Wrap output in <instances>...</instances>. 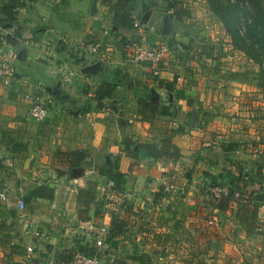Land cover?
Returning <instances> with one entry per match:
<instances>
[{"label": "crops", "instance_id": "0c3cea01", "mask_svg": "<svg viewBox=\"0 0 264 264\" xmlns=\"http://www.w3.org/2000/svg\"><path fill=\"white\" fill-rule=\"evenodd\" d=\"M0 1L20 4L12 22L0 23V37L25 52L11 86L0 80V195L9 201L0 203V264H73L59 260L61 251L85 245L90 252L100 242L109 245L101 264L123 258L129 264H264V234L247 236L234 217L242 204L236 203L233 215H222L213 201L207 202L200 181L201 176L204 184L221 179L211 174L221 171L209 169L212 161L221 166L236 161L224 171L235 176L254 168L241 152L249 141L264 149L262 93L242 77L229 79L225 70L213 75L212 63L202 69L198 53L204 43L197 37L202 32L188 34L190 21L173 16L176 8L189 9L185 0ZM119 1L130 5L133 27L114 29L113 8ZM161 39L174 56L154 76L148 64L133 59L130 46H153ZM179 45L184 54L175 50ZM66 72L75 73L71 82L62 80ZM223 78L227 81L220 82ZM104 83L115 90L100 103L96 90ZM25 93L54 99L48 118L35 128L28 123L33 119ZM147 94L160 115L141 114L138 100ZM218 133L228 136L223 147L206 146ZM10 135L25 149L9 151ZM162 138L179 147V161L155 159L144 149L137 157L127 151L133 142ZM75 149H84L91 164L69 172L65 159L55 154ZM110 157L120 158L124 190L105 196L109 204L93 215L94 192L85 199L86 193L74 187L83 178L105 185L99 167ZM47 159L49 170L39 171L40 176L35 168L50 163ZM40 177H49L48 183L32 181ZM164 183L177 189L165 192ZM40 185L52 188L53 197L33 195ZM90 186L92 191L97 185ZM98 192L102 196L109 190L104 186ZM20 197L26 201L23 210L17 207ZM115 218L125 222L126 231L110 242L108 229Z\"/></svg>", "mask_w": 264, "mask_h": 264}, {"label": "trees", "instance_id": "16d2710c", "mask_svg": "<svg viewBox=\"0 0 264 264\" xmlns=\"http://www.w3.org/2000/svg\"><path fill=\"white\" fill-rule=\"evenodd\" d=\"M211 11L223 24L226 31V35L231 38V44L233 48L245 53L249 60L255 62L259 69L252 74L250 81H254L256 87H258L264 94V0H208ZM1 3L0 11V23H7V21H13L14 10L19 7L18 1L14 3ZM130 5L124 1H119L114 5L113 12L115 24L114 29H118L119 26L133 27V19L130 16ZM187 12L184 8H176L173 12V16L178 21L186 16ZM6 17V19L2 17ZM2 20V21H1ZM237 74L235 78L238 79ZM244 80V79H243ZM245 81H249L245 80ZM114 86L109 84H101L96 90L99 102L107 97L109 93H113ZM139 109L143 116L146 118H152L160 115L161 111L156 103L152 102L151 95L147 94L143 98H139ZM263 120H264V106H263ZM264 141V140H263ZM174 141L169 138H162L158 143H144L136 144L135 142L127 145V151L137 157L142 149L153 153L155 159L165 158L174 162L179 161L182 157L179 147L173 143ZM24 144L11 139L7 149L11 152H19L25 149ZM137 146V150L135 148ZM57 157L65 159L69 172L74 169H78L85 165H90L91 162L87 161V153L84 149H75L68 151H57L55 154ZM120 158H111L103 163L99 167V173L107 181L113 182V189L117 191L124 190L123 174L119 170ZM1 170V164H0ZM207 176H210L206 172ZM245 174L242 172L239 175L228 173L227 176L221 179H215L210 184L216 185H230V189L233 192L237 188L247 189L254 183L259 184L258 189H254V192L246 190L245 193L250 192L252 198L250 202L242 204L238 210H236L234 217L238 220L241 229L245 231L247 236L257 234V226L261 222L260 218V204L264 203V173L261 171L255 172L250 176V180L246 181ZM248 179V178H247ZM115 185V186H114ZM234 189V190H233ZM54 191L48 185H40L34 190L33 195H40L44 198L53 197ZM218 211L226 216L234 214V207L238 203L237 198L233 195L223 197L219 202H215ZM240 204V203H238ZM126 231V224L121 219H114L108 229V241H112L119 237ZM96 248L90 250L85 248V254L95 255L97 254ZM75 248L65 249L59 254V260L62 263H70L75 255ZM114 264H129L127 258L116 259Z\"/></svg>", "mask_w": 264, "mask_h": 264}, {"label": "rangeland", "instance_id": "374dc122", "mask_svg": "<svg viewBox=\"0 0 264 264\" xmlns=\"http://www.w3.org/2000/svg\"><path fill=\"white\" fill-rule=\"evenodd\" d=\"M164 1H169V0H162V2H164ZM185 1L187 2V7L189 8V9L186 10L187 14L185 16L186 17L185 21L186 22L190 21L189 23L185 24V27H186V29L184 28L185 32H188V34H191V32H193L194 30H196V31L199 30L200 32H202L201 34H199L197 36V37H199V41L204 43V44H202V47H203L202 51H200L198 53V54H201V56H199V58H200V61H201L200 66L202 67V69H204L205 67H209L210 65L208 66V64L212 63L213 66L211 65L212 66L211 68L214 71L211 72V73L212 74L214 73L213 75L218 74V73L219 74H223L221 72L223 70H225L226 72H228V74H225V75L229 79L233 78L234 75L237 74L236 77L238 79L241 78V77L244 80H248L249 79L250 84L251 83L255 84L254 81H250V78H251L252 74H254L256 71H258L259 66L255 62L249 60L248 57L245 55V53L241 52L240 50L235 49V48L230 49L229 41H230V44H231V38L228 35L223 33L225 31V29L223 27V24L219 21V19L211 11V8H210L208 0H185ZM164 3H166V2H164ZM188 34L185 33V36H187ZM227 39L229 41H227ZM191 40H193V42H194L195 39H191ZM175 42L176 43L179 42L177 38H175ZM189 44L190 43H187V46ZM142 45H144V43H142ZM160 45L161 46L165 45V41L163 39L159 40L158 44H155L153 46H160ZM166 45H168V44L166 43ZM185 46H186V44H185ZM180 59H181V56H180ZM230 67L233 68V69H228L227 70V68H230ZM239 70H244V71L240 72ZM17 74H18V72H17ZM221 78H222V76L220 77V79ZM223 79L224 80H220V82L221 81H227V79H225V78H223ZM261 93H262V97L259 98L258 100H262L263 103H264V94H263L262 91H261ZM22 94H24V93H22ZM26 94H29V93H25V95ZM25 95H24V99L28 102L27 104L29 105V106H26V109H28V116H29V110H30V106H31V101L29 99H26ZM39 122L40 121H36L34 119L32 121L28 120L30 128H35L33 126H35ZM226 134H228V133H226ZM11 138L15 139L17 137H13V135H12ZM252 142L253 141L247 142L245 147L242 148L243 151L241 152V155L245 158L244 160H248V162L250 164L254 165V168L252 167L253 169L241 171L242 174L246 175L245 178H244L246 181H249L250 180L249 179L250 176L252 174L254 175L255 172L261 171L262 174L264 173V149H262V152H261V148H260L259 152L257 154H255L254 151L252 150V146H256V144H252ZM256 142L259 145L261 143L259 141H256ZM250 143H251V146L249 145ZM47 160L49 161L50 159H47ZM218 162L219 161H212V162H210L208 164V166H210L211 168L209 167V169H212L213 171H217L218 169H221V171H219L218 174L217 173H213L211 171H209V172H211V174H213L216 177L224 178L225 176L228 175L224 171H226V168L228 166L227 164H229L230 162L226 161V164L222 165L223 168L221 166V164H223V163H221V162L218 163ZM260 162H262V163H260ZM44 165H48V166L51 165V160H50V163H47V164L44 163L43 166L35 168V171L39 175H40L39 171L41 173H43V172H46V171L49 170V168L44 166ZM230 165L231 166H235L236 165V161L231 162ZM9 168L10 169H15V166H12V167H9ZM13 172H12V175H13ZM66 174H69V173L67 172ZM219 174H221V176ZM33 175H34V173H33ZM201 178L202 179L200 181H201V184H203L201 186V188L204 187V186H205V188L210 186L211 183H208L206 181V184H204L205 183L203 181L204 178L202 176H201ZM48 179H49V177H47V178L46 177H40L38 179H32V181L33 182H38V181L41 182L42 181V183L44 184V183H48L47 182ZM104 180H105V185L102 184L100 186V183H98L94 179L83 178V179H80L79 182L77 181L78 183H77L76 187H74V188H76L78 190V194H80L81 192L82 193L83 192L86 193V194H84V198L85 199H87V197L91 196L90 192H94L92 194V196H93L92 197L93 205H92V202L89 203V207H91V205L93 206V208H92V209H94V214L93 215H96L95 213H98V210H97L98 208H103V206H106L107 204H109L110 200L109 199L107 200L105 198V196H108L112 191H115V189H113V184L110 183L111 181H107L106 179H104ZM91 183H96V185H97L94 189L92 188L94 191L93 190L89 191L90 188H91V186H90ZM64 184H65V186H69V183L67 184V183L64 182ZM104 186H105L106 189L109 190V193L107 195H102V196H101V194H98L99 196H97V193H99L98 192L99 188L100 187L103 188ZM228 186H230V185H228ZM258 188H259V184L254 183L253 185L249 186V188H247V189H242L241 188L240 190L243 193H245L246 190H248L251 193H253L254 189L256 190ZM205 193H206L205 195H207L208 198H209V199H207V202H212L213 200L209 197L208 193L207 192H205ZM110 196H108V197H110ZM77 197H79V196L77 195ZM6 199H8V198H6ZM6 199H1L0 198V203H2V204L6 203L7 204L9 201H7ZM125 199L127 200L126 202H131L132 203V201H131V199L129 197H128V199L125 197ZM79 211H80V209L77 210V212H79ZM2 212L3 211L0 209V219H3V213ZM13 212H16V210L15 211L13 210ZM99 212L101 213V211H99ZM261 219H264V214L262 215ZM79 236H82V235H79ZM251 242H252V240H251ZM85 248L87 249V247L85 245H78L77 247H75V251H76V253L77 252L85 253ZM87 253H90V252L88 251ZM98 255L102 258V255H104V253L102 251H100V252H98ZM72 263L74 264V255H73Z\"/></svg>", "mask_w": 264, "mask_h": 264}, {"label": "built area", "instance_id": "2783aa9c", "mask_svg": "<svg viewBox=\"0 0 264 264\" xmlns=\"http://www.w3.org/2000/svg\"><path fill=\"white\" fill-rule=\"evenodd\" d=\"M0 11H1V3H0ZM134 26H139V22H134ZM6 36L0 37V80L3 84L6 86H10L12 82L17 77V67L16 62L18 60V54L19 52L14 49L7 41ZM83 47L86 49L88 46L85 47V44H83ZM130 52L133 57V59L140 63V64H148L151 67V70L154 74V76H159L161 73V63L168 60L169 58L174 56L173 50L168 45H160V46H143L134 44L130 46ZM175 50L180 51V54L184 53V48L182 46H178L175 48ZM178 60V58H177ZM178 62H181V59L179 58ZM74 72H66L63 74L62 80L64 82H71L72 78L74 77ZM26 99H29L31 101V106L29 110V116L36 120V121H45L48 116L51 107L54 105V99L50 96L45 95H37V94H26ZM178 122L175 121L174 124H177ZM228 140V136L222 133H218L212 140L208 141L206 146L209 147H223V145L226 143L225 141ZM252 150L255 154H257L260 150L258 146H252ZM12 165V164H10ZM114 184L113 182H110ZM163 190L165 192L170 193L171 191L177 189V186L174 184H162ZM206 192L208 193L209 197L214 200L216 203L219 202L223 197H227L233 195L234 198L238 200V203L246 204L250 202V199L252 198L250 192L243 193L239 188L231 191L230 187L228 185H216V186H208L206 188ZM1 198L6 199V196L4 193H1ZM26 206V201L22 199L21 197L17 199V207L20 210H23ZM260 214L264 212V203L260 204ZM261 220V219H260ZM209 225L213 226L215 225V219H211L208 221ZM257 232L263 234L264 233V219L261 220V222L257 226ZM102 231H106V228H103ZM40 237H47L45 234H39ZM97 252H104L105 250H109V245L106 243L100 242L97 246ZM28 251H33L32 247L28 248ZM101 257L98 254L95 255H87L85 253H79L77 252L74 255V264H101Z\"/></svg>", "mask_w": 264, "mask_h": 264}, {"label": "water", "instance_id": "95a60500", "mask_svg": "<svg viewBox=\"0 0 264 264\" xmlns=\"http://www.w3.org/2000/svg\"><path fill=\"white\" fill-rule=\"evenodd\" d=\"M24 56H25V52H24V50H23V51L19 52V54H18V59H19V60H22V59L24 58Z\"/></svg>", "mask_w": 264, "mask_h": 264}]
</instances>
